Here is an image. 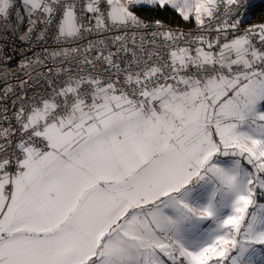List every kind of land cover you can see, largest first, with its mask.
I'll return each instance as SVG.
<instances>
[{
    "label": "snow or ice",
    "instance_id": "obj_1",
    "mask_svg": "<svg viewBox=\"0 0 264 264\" xmlns=\"http://www.w3.org/2000/svg\"><path fill=\"white\" fill-rule=\"evenodd\" d=\"M252 7L0 0V264H264Z\"/></svg>",
    "mask_w": 264,
    "mask_h": 264
},
{
    "label": "trees",
    "instance_id": "obj_2",
    "mask_svg": "<svg viewBox=\"0 0 264 264\" xmlns=\"http://www.w3.org/2000/svg\"><path fill=\"white\" fill-rule=\"evenodd\" d=\"M142 15L149 16L154 14L142 13ZM160 18L165 19L166 21L171 19L174 24L179 23L178 18L173 19V14L171 13H161ZM245 21L246 22L264 21V1L256 2L255 6L250 9L248 13V18Z\"/></svg>",
    "mask_w": 264,
    "mask_h": 264
},
{
    "label": "built area",
    "instance_id": "obj_3",
    "mask_svg": "<svg viewBox=\"0 0 264 264\" xmlns=\"http://www.w3.org/2000/svg\"><path fill=\"white\" fill-rule=\"evenodd\" d=\"M249 24H251V23L245 21L244 26H247ZM181 26L183 27V25H181ZM23 30L24 29L22 28L21 31H23ZM92 38L96 39L97 37H92ZM7 43H9L11 45V47L7 50V54L10 56H13L12 67H15L16 64L19 62L21 55L22 54H29V53L26 52V46L23 43H21L19 40H15V42L13 43V41L10 37L9 40L7 41ZM35 51H40V49L36 48ZM21 78H23L22 74H21Z\"/></svg>",
    "mask_w": 264,
    "mask_h": 264
},
{
    "label": "rangeland",
    "instance_id": "obj_4",
    "mask_svg": "<svg viewBox=\"0 0 264 264\" xmlns=\"http://www.w3.org/2000/svg\"><path fill=\"white\" fill-rule=\"evenodd\" d=\"M258 1H264V0H252L253 7L255 6L256 2H258Z\"/></svg>",
    "mask_w": 264,
    "mask_h": 264
},
{
    "label": "crops",
    "instance_id": "obj_5",
    "mask_svg": "<svg viewBox=\"0 0 264 264\" xmlns=\"http://www.w3.org/2000/svg\"><path fill=\"white\" fill-rule=\"evenodd\" d=\"M259 22H264V21H252L250 22L251 24L259 23Z\"/></svg>",
    "mask_w": 264,
    "mask_h": 264
}]
</instances>
